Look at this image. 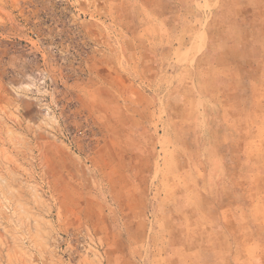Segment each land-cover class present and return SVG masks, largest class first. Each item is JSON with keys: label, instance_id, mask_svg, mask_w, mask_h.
Returning <instances> with one entry per match:
<instances>
[{"label": "rangeland", "instance_id": "obj_1", "mask_svg": "<svg viewBox=\"0 0 264 264\" xmlns=\"http://www.w3.org/2000/svg\"><path fill=\"white\" fill-rule=\"evenodd\" d=\"M0 264H264V0H0Z\"/></svg>", "mask_w": 264, "mask_h": 264}]
</instances>
